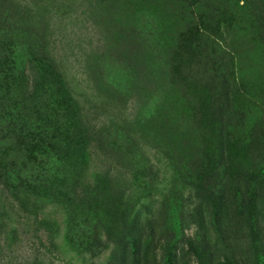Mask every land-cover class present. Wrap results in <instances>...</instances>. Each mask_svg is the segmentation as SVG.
I'll return each instance as SVG.
<instances>
[{
	"label": "rangeland",
	"instance_id": "1",
	"mask_svg": "<svg viewBox=\"0 0 264 264\" xmlns=\"http://www.w3.org/2000/svg\"><path fill=\"white\" fill-rule=\"evenodd\" d=\"M0 264H264V0H0Z\"/></svg>",
	"mask_w": 264,
	"mask_h": 264
}]
</instances>
